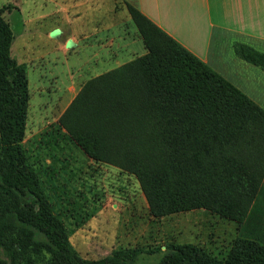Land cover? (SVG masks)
<instances>
[{
  "label": "trees",
  "instance_id": "16d2710c",
  "mask_svg": "<svg viewBox=\"0 0 264 264\" xmlns=\"http://www.w3.org/2000/svg\"><path fill=\"white\" fill-rule=\"evenodd\" d=\"M131 7L146 53L89 81L71 106L73 111L81 105L84 119L67 132L90 134L92 157L117 160L139 173L157 211L197 206L216 211L227 201L234 207L242 200L247 208L264 172V109ZM4 11L0 7V190L15 194L19 218L44 235L64 264H138L140 248L82 261L50 213L21 145L28 87L24 66L10 55L13 32ZM234 50L264 70V53L244 44ZM96 89L102 101L88 110L83 96ZM88 141L79 140L83 147ZM111 148L118 149L115 156ZM233 209L234 217L243 214L239 206ZM3 246L0 237V264H6ZM164 247L155 264H264V245L250 239L236 240L222 259L192 244Z\"/></svg>",
  "mask_w": 264,
  "mask_h": 264
},
{
  "label": "rangeland",
  "instance_id": "374dc122",
  "mask_svg": "<svg viewBox=\"0 0 264 264\" xmlns=\"http://www.w3.org/2000/svg\"><path fill=\"white\" fill-rule=\"evenodd\" d=\"M80 2L0 0L3 17L13 32L10 55L24 66L28 87L21 145L73 253L92 263L116 250L140 248L144 252L137 263L155 264L170 243L192 244L219 259L238 239L264 245V172L248 207L244 208V200L234 204L243 209L242 215H232L234 207L229 201L216 211L197 206L163 213L149 205L139 173L117 160L92 157L95 141L90 134L72 136L67 132V126L78 123L83 114L81 105L73 111L71 106L85 85L146 53L130 5L117 7L120 23L110 22L113 26L108 34L93 38L108 44L111 38L125 37L132 41L129 50L115 41L106 51L94 48L96 53L91 52L82 32L87 35L92 25L88 19L92 11L87 12L88 6L82 7ZM68 41L73 42L72 48L66 46ZM87 92L83 99L89 110L102 97L97 89ZM79 140L89 141L83 147ZM110 152L115 156L118 149ZM15 206V194L0 190L1 253L6 264H64L44 235L19 218Z\"/></svg>",
  "mask_w": 264,
  "mask_h": 264
},
{
  "label": "crops",
  "instance_id": "0c3cea01",
  "mask_svg": "<svg viewBox=\"0 0 264 264\" xmlns=\"http://www.w3.org/2000/svg\"><path fill=\"white\" fill-rule=\"evenodd\" d=\"M81 2L82 7L88 6L87 12L92 11L88 18L92 25L86 31L87 35L85 32L82 34L85 47L92 49L94 54V48H97L98 52L106 51L115 41H118V47L129 50L132 41H127L125 37L111 38L108 44L102 42L100 37L97 41L93 38L102 32L108 34L111 26L120 23L115 14L117 7L121 5V8H125V5H130L264 109V70L239 58L234 50L236 44H244L264 53V0ZM75 7L79 8L80 4ZM123 15L125 16L122 13L121 17ZM68 42L73 44L72 41Z\"/></svg>",
  "mask_w": 264,
  "mask_h": 264
},
{
  "label": "water",
  "instance_id": "95a60500",
  "mask_svg": "<svg viewBox=\"0 0 264 264\" xmlns=\"http://www.w3.org/2000/svg\"><path fill=\"white\" fill-rule=\"evenodd\" d=\"M67 46H68L69 48H72V47H73V44H72L71 42H68Z\"/></svg>",
  "mask_w": 264,
  "mask_h": 264
}]
</instances>
